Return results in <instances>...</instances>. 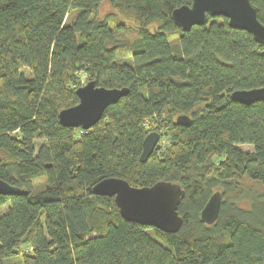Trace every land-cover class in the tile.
Wrapping results in <instances>:
<instances>
[{"label": "trees", "instance_id": "trees-1", "mask_svg": "<svg viewBox=\"0 0 264 264\" xmlns=\"http://www.w3.org/2000/svg\"><path fill=\"white\" fill-rule=\"evenodd\" d=\"M250 1L264 23V0ZM191 3L0 0V178L27 191L0 194V264H264V193L249 184L264 186V99L231 98L264 86V43L224 16L184 31L172 12ZM83 76L129 89L88 130L59 121ZM111 176L180 184L179 229L126 220L92 192Z\"/></svg>", "mask_w": 264, "mask_h": 264}, {"label": "water", "instance_id": "water-1", "mask_svg": "<svg viewBox=\"0 0 264 264\" xmlns=\"http://www.w3.org/2000/svg\"><path fill=\"white\" fill-rule=\"evenodd\" d=\"M208 16H224L230 26L247 30L254 38L264 43V23L257 17V8L250 0H192L191 5L175 8L172 17L184 31L193 25L205 24ZM129 89L107 88L90 80L79 86L76 93L79 102L63 108L59 121L64 126L88 130L103 116L106 108L127 95ZM231 98L242 104L251 105L264 99V86L235 90ZM178 122H188L189 116L180 115ZM161 134L151 131L143 142L141 161H146L155 150ZM95 195L114 196L122 216L145 226H152L166 232H175L183 222L178 205L185 191L180 184L160 180L151 186L137 187L119 177H106L92 188ZM27 191L0 178V194H26ZM222 194L214 192L201 211V218L207 224L214 223L220 212Z\"/></svg>", "mask_w": 264, "mask_h": 264}, {"label": "rangeland", "instance_id": "rangeland-1", "mask_svg": "<svg viewBox=\"0 0 264 264\" xmlns=\"http://www.w3.org/2000/svg\"><path fill=\"white\" fill-rule=\"evenodd\" d=\"M112 11V7L110 6L109 2H103L101 5V15L103 16L106 13H110ZM83 81L86 82L85 77L83 76ZM239 148H241L243 151H252L253 150V146L250 144H239L238 145ZM249 184L253 187H255V189H257L259 192H263L264 193V186L258 184V183H254V182H249ZM243 204H247L248 202L243 201ZM1 211V209H0ZM5 264H9V261L6 260Z\"/></svg>", "mask_w": 264, "mask_h": 264}]
</instances>
